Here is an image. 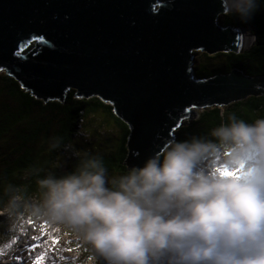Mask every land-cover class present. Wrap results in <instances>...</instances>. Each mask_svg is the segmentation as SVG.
Returning a JSON list of instances; mask_svg holds the SVG:
<instances>
[{
    "label": "clouds",
    "instance_id": "obj_1",
    "mask_svg": "<svg viewBox=\"0 0 264 264\" xmlns=\"http://www.w3.org/2000/svg\"><path fill=\"white\" fill-rule=\"evenodd\" d=\"M223 3L241 23L264 6ZM47 151L57 159L24 174L34 192L0 181V235L29 220L66 234L79 247L64 264H264V117L229 115L112 176L71 139L52 136Z\"/></svg>",
    "mask_w": 264,
    "mask_h": 264
},
{
    "label": "water",
    "instance_id": "obj_2",
    "mask_svg": "<svg viewBox=\"0 0 264 264\" xmlns=\"http://www.w3.org/2000/svg\"><path fill=\"white\" fill-rule=\"evenodd\" d=\"M226 7L223 0H0V71L37 97L63 99L75 89L110 103L130 128L127 163L139 166L163 151L194 107L264 94V75L238 68L196 75L195 51L249 48L240 46L244 27L219 23ZM37 35L39 49L26 52Z\"/></svg>",
    "mask_w": 264,
    "mask_h": 264
},
{
    "label": "trees",
    "instance_id": "obj_3",
    "mask_svg": "<svg viewBox=\"0 0 264 264\" xmlns=\"http://www.w3.org/2000/svg\"><path fill=\"white\" fill-rule=\"evenodd\" d=\"M219 23L249 28L255 40L248 49L240 52L206 53L209 57L226 56L225 63L212 69L200 64L196 69L197 77H212L228 73L233 68L251 76L264 75V6L247 23L225 13L219 16ZM37 42L32 52L39 49ZM220 106L200 107L198 117L181 125L173 140H184L193 135L206 136L221 123H227L229 115L234 114L249 123L264 117V94L249 95L223 105V116ZM97 118L113 123L114 129H118L114 134L106 133V138L111 140L110 149L99 146L89 136L101 132L94 121ZM129 133V125L115 114L113 106L97 96L79 97L75 89H70L63 99L37 97L24 87L20 79L4 70L0 72V141L7 143L0 148V181L3 183L28 184L29 190L34 192L35 176L25 179L24 174L34 167H47L49 162L57 159L56 153L47 151L49 138L57 135L63 136L65 142L71 139L77 147L100 153L110 176L122 174L130 168L127 163ZM3 183H0V188ZM5 235H0V256L8 255L11 247ZM12 237L16 242L15 234ZM77 247L79 244L74 242L71 248Z\"/></svg>",
    "mask_w": 264,
    "mask_h": 264
},
{
    "label": "rangeland",
    "instance_id": "obj_4",
    "mask_svg": "<svg viewBox=\"0 0 264 264\" xmlns=\"http://www.w3.org/2000/svg\"><path fill=\"white\" fill-rule=\"evenodd\" d=\"M245 31L248 32L249 35H253L249 28H246ZM34 42H32L28 49L25 50L26 52L34 49ZM253 42L254 38L250 45H247V47H250ZM225 60L226 56L224 55L209 57L206 55V52L197 50L195 51L194 57L195 70L200 64H205V66L209 69L216 68L217 66L224 64ZM199 111H201V108L194 107L191 112L192 117L190 119L187 118L185 122L196 119L199 115ZM94 121L96 122V127L101 129V132L99 135H89L91 140L97 142L99 146L102 145L105 149H110L111 140L106 138V133L109 135L114 134V132H118V129H114L113 123H107L106 121L100 120V118H97ZM4 146H7L6 141L5 143L0 141V148H3ZM29 228L32 230L28 232ZM12 235H5V237H8V246L10 245L11 247L8 255L2 254L0 256V264H35L36 257L41 254H43L41 264H64L63 257L71 255L74 250L71 248L74 241L69 236L50 230L46 225L37 226L34 221L27 222L26 225H22L21 229L15 233V236L17 237L16 242L14 241V237H12Z\"/></svg>",
    "mask_w": 264,
    "mask_h": 264
},
{
    "label": "bare ground",
    "instance_id": "obj_5",
    "mask_svg": "<svg viewBox=\"0 0 264 264\" xmlns=\"http://www.w3.org/2000/svg\"><path fill=\"white\" fill-rule=\"evenodd\" d=\"M242 29H245V28H240V30H239V32H240V34H239L240 46L242 48H246L248 44L250 45V43L252 42V40H253L254 37H252L253 35H249V33L245 31L246 29L245 30H242ZM242 44H243L244 47L242 46ZM31 230L32 229L29 228L28 229V232L31 231Z\"/></svg>",
    "mask_w": 264,
    "mask_h": 264
},
{
    "label": "snow or ice",
    "instance_id": "obj_6",
    "mask_svg": "<svg viewBox=\"0 0 264 264\" xmlns=\"http://www.w3.org/2000/svg\"><path fill=\"white\" fill-rule=\"evenodd\" d=\"M32 40L43 41V40H44V36H43V35L33 36V37L31 38V40L26 41L25 43H26V44H27V43H31ZM22 51H23V48H21V52H22ZM19 54H20V53H17V55H19ZM33 54H35V53H33ZM185 111H190V109H186ZM42 259H43V254L37 256V257H36L35 264H41Z\"/></svg>",
    "mask_w": 264,
    "mask_h": 264
}]
</instances>
